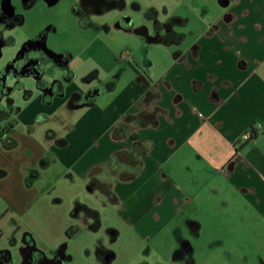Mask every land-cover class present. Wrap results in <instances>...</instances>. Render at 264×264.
<instances>
[{
  "label": "crops",
  "instance_id": "obj_1",
  "mask_svg": "<svg viewBox=\"0 0 264 264\" xmlns=\"http://www.w3.org/2000/svg\"><path fill=\"white\" fill-rule=\"evenodd\" d=\"M218 1L223 12L204 27V33L196 36L194 31H183L188 25L185 21L180 29L183 34L180 41L153 43L177 48L158 77L153 76V64L146 60L143 61L145 68L136 71L139 75L136 82L118 86L121 80L118 75L97 95L91 107L75 112L79 113V118L68 126L66 135L57 133L50 141L43 137V144L40 143L35 155L28 145L20 148L18 142L19 138L27 137L35 141L32 138L34 129L28 127L26 136L19 137L14 126L10 135L19 143L15 148L19 150L10 152L0 146V157L4 160L0 161V169L5 172L0 178V199L6 206L31 205L28 199L20 201L21 204L17 196L26 192L27 167L36 168L40 159L48 161L47 168L60 164V176L73 184L80 178L89 180L92 169L100 168L101 171L105 165L108 167L107 160L118 151L130 149L136 139L137 142H151L140 173L128 182L120 181L111 186L118 202H122V193L130 196L141 188V182L148 184L149 192L137 198L146 209L136 211L129 207L126 211L132 217L128 221L133 232L141 238L139 224L145 217L158 212L170 220L173 217L171 205L173 208L181 201L184 204L199 197L202 187L207 185L206 182L200 185L201 171L198 174L195 170L196 164L202 162L208 170H204V174L214 173L220 178L219 187L229 186L233 194L240 195L238 218L243 233L239 235L244 239L250 236L251 247L247 249L263 251L264 5L262 0ZM67 57L70 62L68 54ZM144 58L147 59L146 52ZM73 90L79 95L84 93L78 88L69 91L65 88L63 95L56 98L53 95L51 102L58 99V106L62 105ZM142 111L151 114L150 120L141 125L130 119ZM16 113L18 111L13 115ZM38 114V119L39 116L47 117ZM253 124H260L262 129L249 141H242V136ZM115 129L118 130L116 138L112 135ZM63 137L67 145L56 147V139ZM237 142L241 145L240 153L231 160L235 148L239 147ZM230 162L231 167L227 168ZM221 169L226 172L219 173ZM127 170L126 174L130 169ZM210 193L219 195L216 189H210ZM149 206L154 207L150 209ZM228 206L227 201L215 205L218 210ZM82 207L88 210L87 206ZM19 210L20 216L25 214V209ZM159 214L156 216L161 219ZM140 227L144 231L145 227ZM245 228L250 230L247 235ZM93 246L95 249L97 242Z\"/></svg>",
  "mask_w": 264,
  "mask_h": 264
},
{
  "label": "rangeland",
  "instance_id": "obj_2",
  "mask_svg": "<svg viewBox=\"0 0 264 264\" xmlns=\"http://www.w3.org/2000/svg\"><path fill=\"white\" fill-rule=\"evenodd\" d=\"M77 2L78 0H58L55 4H48L44 0H34L29 9H23L20 0H13L15 14L22 16L23 22L4 35L5 39L12 37L14 41L12 45L2 48L0 75L8 63L15 59L25 42L30 41L39 32L49 27L54 31L52 30L48 35L47 49L57 54L66 53L70 57L68 70L73 75L70 81H66L65 72L56 67L49 77L51 81L61 86L62 95L65 88L68 91L78 88L85 93L88 86H96L95 81L90 85L85 84L92 76L97 82L106 86L108 82L117 79L118 75L121 77L118 86L126 82L134 83L139 77L136 71L140 67L145 68L144 60L153 64L151 71L155 78L163 72L166 68V60L173 56L177 48L153 45L157 41L154 40V35H149L146 38L136 33V29L144 24L145 10L149 5L148 0L131 1L141 7L140 11H134L131 6H128L124 12L112 10L103 16L91 19L92 22L99 25L109 24L112 26L117 15L121 13L133 21L134 31L131 33L112 27L107 33L81 27L80 18L73 11ZM149 3L154 9L161 10L163 22L173 17H180L184 21H188V25L183 31H194L196 36L204 33V27L208 23H213V20H216L223 12L219 7L218 0H150ZM262 4L264 5V0H262ZM145 52L147 59L144 58ZM6 86L10 90L8 98L11 100V106L18 111L16 115L11 114L9 118V121L15 126V134L21 137L22 134L27 133L28 127L34 129L32 138L35 141H31L29 137H27L28 139L19 138L18 141L20 148L23 145H28L33 151V155L36 154L40 143L43 144L46 130L51 129L57 131L59 135H64V133L66 135L65 129L67 130L68 126L79 118V113L68 118L64 112L60 111L66 102L59 106L58 99H55L57 103L51 102L54 96L44 95L38 89L36 80L32 76H22L19 79L11 78ZM6 107V99L2 98L0 109L5 110ZM55 109L53 115H48ZM38 113L47 115L48 121L45 122L46 120H41V118L38 120ZM18 150L13 149L10 152ZM17 156L16 154L15 159ZM1 160L3 159L0 157ZM202 164V162L196 164L195 170H198V174L201 171L200 185H203L204 182L207 185L201 186L203 192L199 197L192 199L188 206H185L182 201L173 208L171 205L173 217L170 220L165 219L158 212H153L152 217H145L144 222L139 224L141 238L138 233L130 229L131 223L128 220L132 217L126 214V211L129 207L136 211L146 209L142 201L137 198L143 193L149 192L148 184L140 181V189L130 196L122 193L124 201L115 205L108 202L101 191L97 189H94L93 192L88 191L89 180L80 178L70 184L69 180L60 176L59 167L61 165L54 164L40 171L34 186L26 190L28 192L17 196L18 202L26 199L32 202L30 206H26L27 210L22 216L19 215V210L16 211L18 216L6 213L8 207L0 199V218L6 213L5 218L0 220V247L9 243L11 234L8 229L11 227L8 225L10 220L14 219L24 230L33 234L37 241V247L40 249L48 251L51 247L58 248L62 244H66V255L69 259L65 264H97L93 253V245L97 241H102L103 245L115 254L111 264H181L173 262L172 229L174 228L173 221L177 218L175 215L183 206L185 215H188L192 220L199 221L202 226L200 238L195 242L194 260L198 264H261V261L264 260V250L247 249L251 247L250 236L244 239L239 235V233H243V225L238 218L241 208L240 195L233 194L229 186L219 187L221 186L220 178L214 173L204 174L203 171L207 169ZM35 167L38 169L37 164ZM123 170L128 171L122 161L113 158L109 166L105 165L95 176V179L99 181L101 188L108 184L113 187L116 182L120 183L121 181L117 172ZM209 183L211 184L208 185ZM210 189L218 190L220 196H213ZM124 190L123 188L122 192ZM34 198L36 199L34 200ZM14 200L16 201V198ZM222 201H227L229 206L221 208V210L216 209L215 205L218 206ZM76 205H85L88 209L97 212L100 226L96 232L89 228L90 223L84 224L76 218L74 215L77 211ZM14 207L24 208L25 206ZM74 210L76 211L74 212ZM84 212L80 209L77 211V216H83ZM157 214L162 218L158 219ZM140 226L145 227L144 231ZM69 228L77 230V233L71 238L66 235ZM108 229H113L118 233L115 240H110ZM246 230L245 228L244 234L247 235L250 230L247 232Z\"/></svg>",
  "mask_w": 264,
  "mask_h": 264
},
{
  "label": "flooded vegetation",
  "instance_id": "obj_3",
  "mask_svg": "<svg viewBox=\"0 0 264 264\" xmlns=\"http://www.w3.org/2000/svg\"><path fill=\"white\" fill-rule=\"evenodd\" d=\"M20 1L22 3L23 9H29L34 0ZM57 1L58 0H44V2H47L48 4H55ZM131 1L132 0H78L77 4L74 6L73 11L76 16L80 18V24L83 28H91L96 31L100 30L104 33H107L112 27L116 30H123L124 32L131 33L134 31L133 21L129 17L122 15L121 13L117 15V18L115 19L112 26H109V24L99 25L98 23H94L91 21L93 17L103 16L104 14L112 10L124 12V10L128 6H131L134 11H140L141 7L137 3ZM149 1L150 0H148L149 5L144 14V24L143 26L138 28L141 29L140 35H143L146 38H148L149 35H154V40L180 41L183 38V34L180 32V29L184 25L185 21L182 19L172 20L173 18H170L166 22H163V20L161 19V10H156L151 7ZM12 2L13 0H2L0 2V57L2 48L3 46H5L4 43L9 39H12V42L14 41L12 37H8L5 39L4 35L7 34L11 29L18 26L17 20L20 15L15 14ZM52 30L54 31L53 28L49 27L48 29L39 32L30 41L37 42L36 46H43L44 44H46L48 35ZM60 54H62V56L67 55L66 53ZM63 59L65 58L63 57L62 60ZM54 60L51 59L50 56H48L47 53L42 49L36 47L34 51L32 50L24 54L23 59H13L10 63H8L5 68V74L3 75L5 77L4 80L8 78V76L11 78H16L23 75H33L38 78V89L44 92L46 96H59L57 95L60 94L59 85L49 79L55 67L58 66L59 68H61L59 65H57L56 62H54ZM109 84H111V82H108L107 86L100 83H96V86L94 87L90 85L91 87L88 86V90L85 91V93L81 94L79 98L71 99V101L73 104H75V106L91 104L96 99L97 94L102 92L104 89L106 90ZM143 86L145 87L146 84ZM5 97L3 99H5ZM7 106L11 107V100H9ZM65 113L68 114V110H66ZM150 118L151 114L147 111H142L138 115L130 117V119L136 121L141 125L144 122L150 120ZM236 144L235 145L238 146L240 143L237 142ZM240 146L241 145L235 148L231 160L239 155V149L241 148ZM41 160H44L45 165L41 166ZM37 166L38 169L27 167L26 175L24 178V187L26 190L34 186L35 180L40 175V170H45L47 168L48 161L46 159H40ZM230 167L231 162L228 164L227 168ZM218 172L224 174L226 172V169L218 170ZM125 174L126 170H123V172H117L118 178L124 177ZM4 175L5 172L0 169V178L4 177ZM98 182L99 181H97L95 178H91V180H89L88 184L92 186V191L90 192H93L94 189H97L103 193L105 199L108 202L115 204L113 202V196L111 194V184H104L105 186H102L101 188V185ZM189 203V201L184 202V205L188 206ZM19 209H25V212L27 210L26 207H19L18 209L14 207H8L6 213L11 214L12 216H18L16 211ZM5 214L0 218V220L5 218ZM74 215L84 224L90 223V225H93L95 223V221L89 217L87 211H85L83 213V216L81 217L77 216V212H75ZM175 216L177 218H175L173 221L174 228L172 229L174 238L173 262L176 261L181 264H198L194 260V252L196 251L195 242L199 240V232L202 228L201 223L197 220H192L188 215H185L183 206L180 207ZM9 223L10 224L8 226L11 227V229H8V232L11 234L10 241L4 247H0V264H65L69 259V257L66 255V244H62L58 248L51 247L48 249V251H45L37 247V241L33 234L24 230L18 222H15L14 219H11ZM108 235L110 236V240H113V234ZM99 244L100 245L95 247L94 253L97 254V252L99 253L102 251L101 254H104L102 256L103 260L105 261L107 256L105 251H108L109 249L105 245H103L102 241H100ZM261 264H264V261H261Z\"/></svg>",
  "mask_w": 264,
  "mask_h": 264
},
{
  "label": "trees",
  "instance_id": "obj_4",
  "mask_svg": "<svg viewBox=\"0 0 264 264\" xmlns=\"http://www.w3.org/2000/svg\"><path fill=\"white\" fill-rule=\"evenodd\" d=\"M179 19L180 18H178V17H173L172 20H179ZM22 22H23V18H22V16H19V18L17 20V25H21ZM136 32L138 34H140L141 33V29L136 30ZM12 44H13L12 39H9V40H7L4 43L5 46H7V45L9 46V45H12ZM57 65H58V63H57ZM60 67L61 68H59L57 66L56 68H59V69L63 70L65 72V75H64L65 80L66 81H70L73 78V75L68 70V67L67 66H60ZM5 71L6 70L4 69L3 72H2V74L0 75V102H1L2 98H4L6 96V94L8 93V89L9 88L6 86V84L11 79V77L8 76V78L6 80H4L5 77L3 75L5 74ZM23 76H25V75H23ZM26 76H30V75H26ZM16 78L19 79L20 76L19 77H16ZM36 83H37V81H36ZM59 87H60V92H59L60 94H57V95L61 96L63 90H62V88H61L60 85H59ZM27 96H28V94H27ZM79 97H80V95L77 94V93H73L71 95V99H76V98H79ZM15 111L16 110L14 108H12V106L11 107L7 106L5 110L0 109V144H1V146H2V148L4 150H13L18 145L17 141L14 138H12L11 135H10V132H11V130L14 127V124L13 123H8L5 126L3 125V123L6 122V121H8L9 118H10V115L11 114H14ZM40 118H41V120H46L45 122L48 121V118H45L44 116H39V119L38 118L37 119L40 120ZM117 132H118V130H116V129L113 131V133H112L113 137L116 138ZM43 137H44L45 141H50L51 139H55L57 137V132L54 131V130L48 129V130H46L44 132V136ZM120 137H122V134L120 135ZM55 143H56L55 144L56 147L63 148V147H65L67 145V140L64 137L63 138H58V139H56ZM150 148H151V142H137L136 139H134L133 145H132V147L130 149L118 151V152H116L113 155L112 159L113 158H116L118 161H122V164L125 165L127 168L130 169V172L129 173H127L124 177L120 178L121 181H129V180L135 178L140 173L141 168H142V157H143V155H145L147 153V151ZM110 161L107 164H109ZM40 164H41V166L42 165H45L44 160H41ZM99 169L100 168H98L97 170L96 169H92L90 171V175H89V178L88 179L91 180V178H95V176L100 171ZM88 190L89 191H92V186L90 184H88ZM111 194L113 196L112 197L113 198V202L115 204H117L118 203V199L114 195V193L112 192V190H111ZM82 206L83 205H81V210L87 211V214L95 221V223L93 225H89V228L92 231L96 232L97 229L100 226L97 212H95L93 210H90V209L87 210V209H85ZM78 207H80V206L79 205H76L77 211L80 210ZM75 211L76 210H74V212ZM76 233H77V230L76 229L69 228L67 230V232H66V235L69 238H71ZM107 233L110 234V235L113 234V236H112L113 237V240H115L116 237L118 236V233L115 230H113V229H108L107 230ZM98 245H100L99 244V241H97V246ZM101 252H99V253L97 252V254L94 253L95 254V257H96L97 264H111L112 261L115 258V254L112 251H110V250H108V251L106 250L105 252H106V255L107 256H106V260L104 261L103 260V256H102L104 254L103 253L101 254Z\"/></svg>",
  "mask_w": 264,
  "mask_h": 264
},
{
  "label": "water",
  "instance_id": "obj_5",
  "mask_svg": "<svg viewBox=\"0 0 264 264\" xmlns=\"http://www.w3.org/2000/svg\"><path fill=\"white\" fill-rule=\"evenodd\" d=\"M157 41L158 42H154V44L160 43L159 40H157ZM36 45H37V42H34V41H27V42H25L21 46V48L18 51V53L16 54L14 60L23 59L24 54H26V53H28V52H30L32 50L34 51L36 49V47H38L39 49H42L44 52H46L47 55L50 56L51 59H53V60L56 59L57 61L54 60V62L58 63L59 66H68L69 58L67 57V55L66 56H62V54H60V53L57 54V53H54V52L50 51L49 49H47L46 44H44L43 46L42 45L41 46H36ZM63 57L65 59L62 60ZM30 76H32L33 78H35L36 81H38V78L36 76H33V75H30ZM13 78H15V77H13ZM94 81L97 84H99V82L96 81V79H95L94 76H92L90 78V80L87 81L85 84L86 85H90L91 82H94ZM42 93H44V92H42ZM101 93L102 92H100L99 95ZM9 94H10V90L8 89V93L6 94V97H5V99H6V106L9 103V98H8ZM92 105L93 104L91 103V104H88V105H86V104L84 105L83 104V105H77V106H75V104H73L72 101H71V97H69L68 100L66 101V103L64 104V106L60 108V111H62V112L65 113V111L68 110V114H66V113L65 114L68 116V118H70V117L74 116V114H75L76 111H80V110H82L84 108L91 107Z\"/></svg>",
  "mask_w": 264,
  "mask_h": 264
},
{
  "label": "built area",
  "instance_id": "obj_6",
  "mask_svg": "<svg viewBox=\"0 0 264 264\" xmlns=\"http://www.w3.org/2000/svg\"><path fill=\"white\" fill-rule=\"evenodd\" d=\"M261 129H262V126L260 124H253L251 128H249V130H247V132H245L244 135L242 136V141L246 142L250 140Z\"/></svg>",
  "mask_w": 264,
  "mask_h": 264
}]
</instances>
